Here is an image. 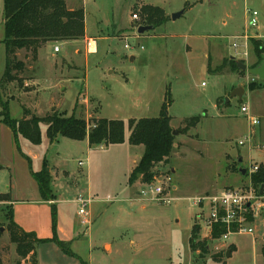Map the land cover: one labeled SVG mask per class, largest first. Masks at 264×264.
I'll return each instance as SVG.
<instances>
[{"label": "rangeland", "instance_id": "obj_1", "mask_svg": "<svg viewBox=\"0 0 264 264\" xmlns=\"http://www.w3.org/2000/svg\"><path fill=\"white\" fill-rule=\"evenodd\" d=\"M187 2L193 7L172 21V16L183 11ZM67 3L70 8L85 10L88 38L67 45L48 44L40 50L37 61L22 52L18 60L25 69L16 74L19 80L0 90L3 101L8 102L10 116L22 119L26 107L39 117L59 111L62 116L76 114L89 119L96 114L98 118L128 123L131 119L157 118L169 92V116L172 129L177 132L169 163L155 167L154 183L144 185L138 180L141 175H137L131 186L133 166L143 155L144 147L129 144L128 130L124 144L103 149H90L86 141L67 138L51 144L45 131L39 146L20 139L23 153L29 154L24 147L27 145L42 156L43 169L49 170L52 192L57 196L50 202L57 198L62 201L56 204V210L75 219L77 205L73 199L80 192L94 198L90 237L77 244L82 261L264 264V215L255 219L253 236L236 234L221 242L205 236L200 217L209 211L195 205L197 198L217 196L226 189L255 190L250 181L252 169L264 163V81L240 70L220 75L210 73L209 68L211 65L215 70L223 60L233 57L248 68L258 63L255 46H264V0ZM146 5L164 9L170 21L139 35L142 21H134L132 15L137 13L140 17L141 7ZM254 12L258 13V25L251 27L250 15ZM243 35L249 37L247 50L242 40H235ZM4 39V0H0V81L6 68ZM91 40L98 45L93 54L88 47ZM234 43L242 44L236 49ZM55 47H62L61 53L55 54ZM246 51L247 57L243 54ZM262 57L264 60V51ZM253 86L257 89L252 90ZM237 88L244 90L242 99L233 97L226 103ZM243 106L249 107L260 124L252 142L240 146L239 142L251 132L247 116L241 111ZM193 118L200 119L196 127L190 121ZM13 140L18 152L14 155ZM0 157V194H11L15 179L20 190L30 191L26 178L32 177L39 162L30 165L22 157L15 138L2 123ZM80 162L84 165L80 166ZM242 169L246 170L245 175ZM157 187L162 188L163 197L170 203L159 201L161 196L153 191ZM26 198L32 197L28 194ZM6 206L0 203V231L4 229L0 232V257L4 264H16V246L6 230ZM193 226L197 227L196 241L205 243V249L192 250Z\"/></svg>", "mask_w": 264, "mask_h": 264}, {"label": "trees", "instance_id": "obj_2", "mask_svg": "<svg viewBox=\"0 0 264 264\" xmlns=\"http://www.w3.org/2000/svg\"><path fill=\"white\" fill-rule=\"evenodd\" d=\"M193 5L185 4V10ZM141 26H153L154 29L166 25L170 17L160 7L146 5L141 7ZM4 28L5 39L3 44L6 51L5 73L0 81V90L4 91L5 86L18 81L19 72L25 69V64L18 60V54L22 51L31 56V60L37 61L42 48L52 43H67L76 40H83L86 36V16L83 8L70 9L66 0H4ZM258 63L256 68L264 62L262 54L264 46H255ZM240 70L235 59L223 60V63L210 73L224 74L226 71L237 72ZM241 71V70H240ZM252 90L257 88L253 86ZM170 93L166 97L160 115L157 118L131 119L128 123L120 120H109L91 115L89 119H82L73 114L62 116L59 111L39 117L31 109L23 107V118L15 120L10 116L8 102L3 101L0 93V123L7 126L14 134L17 148L22 157L32 165V159L23 153L19 146L20 139H24L33 146L42 144L43 128L51 144L58 143L60 138H67L73 141L88 140L90 149L95 147H110L122 145L126 142L127 130L130 132L129 144L132 146H143L144 153L133 175L129 185H133V179H138L144 185H151L156 179L155 167L160 164H168L173 151L175 137L171 126L169 108L171 107ZM77 104L75 110L77 109ZM194 127L198 126L200 119L190 120ZM188 122L191 124V122ZM32 177L37 182L41 196L44 201L54 200L52 192V179L46 169L36 173L32 171ZM136 179V178H135ZM251 184L260 194L264 187V163L257 172L251 175ZM56 198V197H55ZM0 203L9 204L5 207L7 213L5 219L8 222L6 230L10 241L16 246L18 260L16 264H39L37 247L39 244L52 241L66 255L75 257L69 244L62 242L57 234V210L53 205V238L42 240L35 232H27L20 227L13 217L11 194H0ZM1 232V231H0ZM224 230L218 228L214 231L213 238L218 239ZM197 227L193 226L190 245L193 251L198 247L206 248L205 243L196 241ZM232 252H234L232 250ZM264 253V251H263ZM30 261H32L30 263ZM0 264H4L0 257ZM82 264H86L82 262Z\"/></svg>", "mask_w": 264, "mask_h": 264}, {"label": "crops", "instance_id": "obj_3", "mask_svg": "<svg viewBox=\"0 0 264 264\" xmlns=\"http://www.w3.org/2000/svg\"><path fill=\"white\" fill-rule=\"evenodd\" d=\"M67 2V0H66ZM68 5V3H67ZM69 7V6H68ZM193 7V6H192ZM191 7V8H192ZM70 8V7H69ZM74 9V8H70ZM78 9V8H77ZM185 10V9H184ZM167 14V13H166ZM172 22V21H171ZM88 38L87 34L83 40ZM94 44L93 48H89L90 53H96L98 49L97 42L95 40H91ZM73 42V41H71ZM71 42L67 43H61L62 44H70ZM61 48L59 47L61 53ZM23 52V51H22ZM21 52V53H22ZM21 53L18 54L21 55ZM54 53H55V48H54ZM55 53V54H59ZM257 61L253 62L252 64H255ZM97 117V115L95 114ZM8 128V127H7ZM9 129V128H8ZM11 134L14 137L13 132L9 129ZM43 131L46 132V129L43 128L42 130V135L43 139L44 133ZM47 136V135H46ZM15 138V137H14ZM24 140V139H23ZM49 140V139H48ZM26 141V140H25ZM89 146L88 140H85ZM14 144L12 147L13 150V155L18 154L16 146H15V141L13 140ZM25 149H29V154L28 156L32 159V163L34 162H39V168L36 171V173L42 171L43 169V162L42 161V156L39 153H35L33 151L32 147H28L25 145ZM144 153V152H143ZM18 156L19 155H15ZM142 156L139 158V160L135 163L137 164L140 162ZM40 161L42 164H40ZM240 162V161H239ZM0 163L3 164L1 157H0ZM134 167V170L136 166ZM5 166V165H4ZM132 167V169H133ZM131 169V170H132ZM30 177L26 178V181L28 182V189L30 188V191H22L18 186H16V179L13 181L14 184L11 186V196H12V207H13V217L14 221L22 227L25 231L27 232H35L37 234V237L42 240H51L53 238L54 232H53V222L51 220V210L53 205L56 206L59 201L57 198L56 202H50V201H44L37 182L31 177V175H28ZM175 188V187H173ZM82 193V192H80ZM6 194V193H4ZM30 194L32 198L30 200L27 197V195ZM55 194V193H54ZM56 196V195H55ZM57 197V196H56ZM32 199V200H31ZM75 199H73V203H75ZM9 205V204H8ZM90 221L91 224L89 226H84L82 224V220L80 217L77 216L75 219H72L71 217L65 215L62 213L61 210H57V234L58 238L71 247V251L75 255V257H71L66 255L55 243L52 241H47L44 243H41L37 247V256H38V262L39 264H82V258L77 252V244H79V240L82 238L90 237V230L92 229L93 226V219L95 218L93 210H90ZM108 245H105L104 247L106 248ZM111 250L112 246L109 245ZM72 248L74 250H72ZM234 252H232L233 254Z\"/></svg>", "mask_w": 264, "mask_h": 264}, {"label": "built area", "instance_id": "obj_4", "mask_svg": "<svg viewBox=\"0 0 264 264\" xmlns=\"http://www.w3.org/2000/svg\"><path fill=\"white\" fill-rule=\"evenodd\" d=\"M250 16L252 17L251 27H256L258 25V13L254 12ZM132 18L134 21L140 20V17L137 13H134ZM235 40H242V43L245 44V48L247 50L249 40L248 36H238L235 38ZM240 44L234 43V47L237 49L241 46ZM88 47H94L92 41L88 43ZM126 48H130V46L126 45ZM59 51V47H55V53H59ZM243 54L245 57L248 56L247 51ZM241 111L247 116V119L251 125L249 137L244 138V140L239 142L240 146H245L247 142H252V140L255 138V128L256 126H259L260 121L250 114L248 106H243ZM100 148L103 149L104 147ZM79 164L80 166L84 165L82 162ZM260 165H255L252 169V173L257 172ZM153 191L157 196H161L159 201L165 203L171 202L170 199L163 197V190L161 187H157ZM94 201L95 200L91 195H86L84 193H80L75 199L77 213L84 226H89L91 224L89 217L91 205L94 203ZM195 205L203 210L206 207L209 211L207 214H204L200 217V222L202 229L205 232V236L214 239V231L218 228L219 230H224V232L218 239L215 240L227 242L232 235H254L255 229L253 224L255 219L264 215V193L263 195H260L253 189L249 191H243L230 188L222 191L217 196L197 198L195 200Z\"/></svg>", "mask_w": 264, "mask_h": 264}, {"label": "water", "instance_id": "obj_5", "mask_svg": "<svg viewBox=\"0 0 264 264\" xmlns=\"http://www.w3.org/2000/svg\"><path fill=\"white\" fill-rule=\"evenodd\" d=\"M185 12H186V10H183V11H181L179 13L174 14L172 16V21H177L178 19H180L185 14ZM152 30H154L153 26H141V27L138 28L137 33L139 35H143V34L149 32V31H152ZM231 59H235V58L233 57ZM236 63H237L238 68L241 71L248 72L250 75L255 76V77L259 78L260 80L264 81V62L261 65H259L258 67H256V68H248V66L245 63L241 62V61H236ZM243 94H244V90L242 88L235 89L234 92L230 95V97L226 99V103H229L230 102V98H233V97H238L241 100ZM176 135H177V132L174 131L173 132V136L175 137ZM240 162H242L241 159H240ZM241 173L243 175H245L246 174V170L242 169ZM263 193H264V187L260 190V195H263ZM1 232H4L3 228L1 229ZM230 254H231V251L228 252L227 256L230 257ZM31 262L32 261H30V263Z\"/></svg>", "mask_w": 264, "mask_h": 264}]
</instances>
